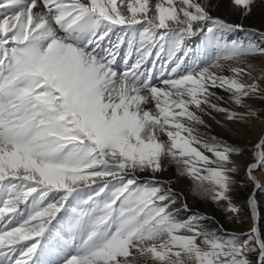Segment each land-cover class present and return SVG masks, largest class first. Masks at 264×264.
Returning a JSON list of instances; mask_svg holds the SVG:
<instances>
[{
	"label": "snow or ice",
	"instance_id": "1",
	"mask_svg": "<svg viewBox=\"0 0 264 264\" xmlns=\"http://www.w3.org/2000/svg\"><path fill=\"white\" fill-rule=\"evenodd\" d=\"M254 2L231 0L244 15ZM211 7L0 0V264H264L255 226L239 241L203 217L180 220L171 188L155 180L174 162L200 193L239 212L230 193L240 150L201 132L200 113L244 126L261 119L251 102L264 101V74L253 75L250 58L264 49L226 41L240 26ZM200 35L214 60L186 48ZM157 62L162 87L152 83ZM256 148L245 168L259 189L264 138ZM248 204L255 221V192Z\"/></svg>",
	"mask_w": 264,
	"mask_h": 264
},
{
	"label": "bare ground",
	"instance_id": "2",
	"mask_svg": "<svg viewBox=\"0 0 264 264\" xmlns=\"http://www.w3.org/2000/svg\"><path fill=\"white\" fill-rule=\"evenodd\" d=\"M157 0H150L153 5ZM200 3H208V0H197ZM212 7L210 9L213 17L222 19L227 23L233 25H239L240 27L232 32L224 34V38L228 42H242L245 45H252L264 49V0H255L252 10L247 15H244L243 9L235 7L231 0H211ZM126 12V9H123ZM112 40H116V36H112ZM107 43L105 47H108ZM186 48L198 50L201 59L210 58L215 59L217 50L209 46L205 50V44L203 36L188 37L185 40ZM127 46L125 45L121 49L120 57L117 60L116 68L119 71H124L126 65L124 59L127 54ZM250 62L255 65L253 69V75L260 77L264 74V56L257 55L250 58ZM227 66V62H224ZM247 68V64L241 65ZM161 62H157L155 70L152 73V83L156 86L162 87L161 81L165 78L161 74ZM231 75V73H229ZM219 95L224 97L228 101L227 95L220 91ZM230 103V102H229ZM253 107L261 114V110L264 107V101L255 100L251 102ZM221 106L228 107L226 103L221 102ZM235 107V106H232ZM240 111V109H235ZM204 119L207 129L200 128L201 132H205L207 137L215 136L218 140L228 143L231 146L238 148L239 154L233 155V159L236 161L238 170L233 174L234 184L232 186V203L240 210L247 208L248 198L255 192V198L257 201L256 220L253 221L251 212L246 216L243 214L233 213L230 216L229 221L226 220L224 214L217 207H227L226 202L216 203L212 200L211 194L204 195L197 189L196 181L182 175L177 165L174 162L169 161L166 163L164 170L155 174V180L158 181L165 189L171 188L175 195L176 203L173 205L177 218L180 220H186L192 215L203 217V226L206 229H212L217 231L221 235L231 236L235 235L239 241H246L248 235L251 232V228L255 226L262 234L264 238V223L263 225L258 223L264 221V200L260 199V196H264V184L261 181V175L264 174V168L258 169L255 172L257 180L261 181L262 187L257 189L249 180L245 166L255 162V153L259 151L256 145L260 143L264 138V112H262L261 119L253 118L248 125L244 126L237 123L227 122L223 115L213 112L212 115L200 113ZM213 116L215 118H213ZM166 139V137H162ZM210 155V154H209ZM139 179L141 181H150L151 175L145 176L140 174ZM187 205V211L184 209V205ZM59 215L63 216L64 213ZM67 222V216L62 223Z\"/></svg>",
	"mask_w": 264,
	"mask_h": 264
},
{
	"label": "rangeland",
	"instance_id": "3",
	"mask_svg": "<svg viewBox=\"0 0 264 264\" xmlns=\"http://www.w3.org/2000/svg\"><path fill=\"white\" fill-rule=\"evenodd\" d=\"M127 2H131V0H127ZM118 3H119V0H118ZM123 9H126V5H125V7L123 8ZM225 101H227L226 99H224ZM226 105H229V103H226ZM262 112H264V107H263V109L261 110V117H262ZM261 177V181L263 182V184H264V174L263 175H261L260 176ZM232 195V192L230 193V196ZM249 199V198H248ZM260 199L261 200H264V196H260ZM248 200H246V202H247ZM247 204V208H243V210H240L239 211V214H243V215H248L250 212H251V210H250V207H249V204L248 203H246ZM235 205V204H234ZM219 210H221V212L224 214V217L226 218V220L227 221H229V219H230V216H231V212H229V211H227V207L225 208V207H223V209L221 208V207H217ZM263 214H264V212H262ZM236 214H238V213H233V216H236ZM263 223H264V221H262V222H260V223H258V227H259V224L260 225H263Z\"/></svg>",
	"mask_w": 264,
	"mask_h": 264
}]
</instances>
